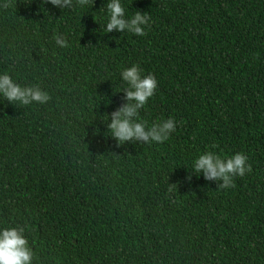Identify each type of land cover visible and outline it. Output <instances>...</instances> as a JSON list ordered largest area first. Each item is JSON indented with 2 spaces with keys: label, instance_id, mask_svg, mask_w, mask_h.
<instances>
[{
  "label": "trees",
  "instance_id": "1",
  "mask_svg": "<svg viewBox=\"0 0 264 264\" xmlns=\"http://www.w3.org/2000/svg\"><path fill=\"white\" fill-rule=\"evenodd\" d=\"M105 4L0 0V71L49 96L0 98V228L31 264H264V0H122L144 36L106 33ZM133 63L157 80L140 118L176 120L163 143L107 127ZM204 151L251 170L221 188L192 169Z\"/></svg>",
  "mask_w": 264,
  "mask_h": 264
},
{
  "label": "clouds",
  "instance_id": "2",
  "mask_svg": "<svg viewBox=\"0 0 264 264\" xmlns=\"http://www.w3.org/2000/svg\"><path fill=\"white\" fill-rule=\"evenodd\" d=\"M59 9L79 6L85 8L90 0H42ZM4 6H7L6 4ZM105 32H127L136 36H144L145 28L150 22L146 12L137 10L127 15L122 0H106ZM56 44L64 47L66 40L54 35ZM144 70L136 63L120 70L119 77L125 87L119 91L124 93V102L107 115V127L118 142L139 140L146 143H163L176 130V120L169 116L148 124L140 118V109L153 97L157 89V80L151 74H143ZM0 98L8 102L23 105L30 103H46L49 96L40 87L21 86L7 71H0ZM110 117V118H109ZM192 169L197 174H203L205 180L222 181L221 188L233 186L234 176H243L251 170L248 156L241 152L231 155L215 151H204L192 161ZM24 229L18 227L0 228V264H31L33 253Z\"/></svg>",
  "mask_w": 264,
  "mask_h": 264
}]
</instances>
